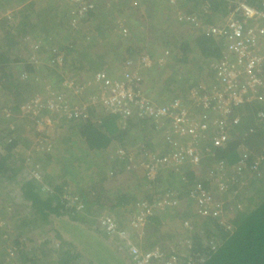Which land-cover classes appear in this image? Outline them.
Instances as JSON below:
<instances>
[{
    "label": "trees",
    "instance_id": "1",
    "mask_svg": "<svg viewBox=\"0 0 264 264\" xmlns=\"http://www.w3.org/2000/svg\"><path fill=\"white\" fill-rule=\"evenodd\" d=\"M2 1L3 0H0V3H2ZM92 1L94 7L88 12L87 17L89 16L90 19L92 18L93 20L96 18L95 21L97 17L99 18L98 21H96L97 23H94L93 26L87 27L85 25L86 18L82 25L73 29L68 24V9L65 8L64 17H60L61 19L57 23L56 20L54 21V29L59 30V32L63 30H81L85 41H93L95 35L103 36L109 31L112 32L114 29L117 31L116 34L120 39L129 38L127 46H122L125 53L116 59L118 65L115 69V75L118 73L120 66L127 59L136 61L143 53L147 54L152 59V62L150 66L139 69L142 77L139 83L142 84L144 83L143 80H146L151 83L150 86L157 87L156 85L160 77L161 79L164 78L160 81L163 86L162 89H156V93L154 92L153 95L151 93L152 96L151 98L149 97L151 101L157 104L169 103L175 99L182 100L184 103L189 102V90L192 87L198 86L200 90L206 91L214 84V70L212 69V64L220 56L222 48L221 41L215 40L212 36L203 33L202 29L199 30L195 25H190L187 21L182 20V16L191 17L194 19L193 21L199 20L201 25H212L215 24L221 16L226 14L228 11L227 5L231 0H175L173 4H170L172 5L171 8H174V13L182 14L181 19L178 20L177 17L176 19L182 26L187 27V29L183 34L184 38L181 37L178 39L173 33H169V37L172 41L176 39V42L170 43V46L176 47V49L172 51H177L178 56L173 58V62L169 60L173 68V74L165 77H163L162 73L167 68L166 59L172 54L170 55L169 52L168 56L164 58L163 61H158L159 56H154L157 52L154 48L152 49V44L150 42L154 43L161 38L160 40H163V44L169 46V41L165 39L166 34H164V32L157 34L155 31L153 33L154 29L157 30V28H154L156 24H152L151 21L148 23L147 20H153V22L156 23L157 21L153 19L154 16L161 12L160 10L163 8V5L166 8L169 4V0H133L132 2H128L129 0H113L111 4H106L105 0L102 4H100L98 0ZM243 1L256 7H262L264 5V0ZM8 2H11V0H5V4ZM117 2L118 5H116ZM32 4V2L26 4L21 8V12L23 13L24 10L28 11V7H31ZM137 11H144L142 13L144 15L140 14V16L142 19L144 18L147 20L142 21V19H134L136 20L135 23L130 24V17L139 15L136 13ZM99 12H101V17H95ZM25 17L28 18V15ZM118 19H120V21L122 20L120 27L117 24V21H119ZM0 21L3 26L6 25L2 17ZM144 22L147 23V25L145 23V28L139 26L140 24L144 25ZM25 25L27 26V23H25L24 26ZM84 26L87 28L85 29ZM131 28L133 30H130ZM50 29V27L38 29V32L34 35V39L28 40L29 45L25 47L29 54L22 59L17 57V53L13 46L16 44L14 42L17 40V36L19 34L24 36V33L28 32L27 30L22 29L24 31L22 33L20 31H18V33H12L7 27L4 39L6 43L8 42V46L3 48V46L0 45V93L5 97V100L0 104V117L12 123L4 130L7 132L6 135L0 132V182L14 181L15 176L19 172L18 170L20 167L18 164L21 163L19 162L20 157L15 155L16 153L13 148L18 143L16 134L19 132L21 133L23 129L27 130L28 126H26L25 121L28 120L29 122V119L24 118V121L21 120L20 123L16 124L17 126L13 125L16 121L15 117L23 114L20 110V105L34 92H42L44 85L51 86L56 90L57 84L64 78L74 77L75 80H91L96 72L102 70L96 68L99 67V65L93 69V65L98 63H90L91 59L86 46L83 51V48L81 50L77 44L72 41L61 40L62 43L58 44L50 41ZM179 35H181V33H179ZM138 36L144 41L141 46L135 44L137 41L134 39ZM69 37V35L64 36L66 39ZM190 44L195 46L198 50V54L193 52ZM58 54L62 55V63L60 65L54 61L55 56ZM30 55H34L37 62H29L28 57ZM195 63L199 64V66ZM204 64H206L207 73H204L202 78H199L201 79L199 82L195 77H192L194 79L191 81V72L184 73V69H181V66H183V68L187 66V69L192 66V70L193 68H195V70L198 69V74H200V72H203L201 68ZM13 65H17V67L14 66V70L12 69ZM85 66L86 69H84ZM42 69L46 71L47 78L44 76V80H39L40 77H42ZM105 73L108 77L119 78L121 76L111 75L109 71ZM186 73H188V75H185ZM195 73L197 74V71H195ZM22 74H25V76H21ZM34 79L39 81L37 89L34 87L37 83ZM85 98L86 97H84V99ZM5 108L10 112L9 118L4 116L3 109ZM257 110L264 111V103H253L243 108H235L234 114L240 116V123L233 127H229L230 139L221 146L211 147L213 154L203 152L202 162L199 165L191 166L189 163L183 162L178 166L179 169L176 171L170 170L168 167L161 168L157 176L160 175L162 171L166 170L163 177L159 176L157 178L156 176L152 181L147 180L143 172V177H139L136 181L133 177L131 167L126 165L128 161L126 162L125 159L116 157L119 161L116 160V162L115 159H112L108 166L96 165V171L95 169L93 170V172H95L94 175H89L90 177L93 176V179L84 178L81 182L74 181L72 183H69V181L73 179H68L64 173L74 175L72 172H74L75 168L78 169L79 167H83V164H81L83 160L81 161L80 157L75 154L76 145L74 146L72 141V134H76L84 140L88 150L89 158L87 159L89 160L91 159V152L94 153L97 150L105 149L112 139L120 138V135H126V132L133 127H137L140 131L142 141H140L139 144L142 145L141 148H144V151L149 150L148 154L154 153L155 155L161 156L163 153L172 150L173 147L167 143L166 135H163V146L158 147L157 145L148 148L150 134L155 129L154 126L156 125H154L152 118L143 114H134L131 117L120 119L116 115L106 114L104 111L99 110L98 107L87 106V117L82 119L67 120L58 114L48 115L53 122L57 119L54 126L67 123L66 131L69 130V132H63L62 135H59L58 139L53 136L50 138L51 142H55L54 147L56 154L54 153L52 155L48 153L44 157L43 165H41L39 169L36 167L38 178L31 176V178L22 182L21 185L19 184L21 198L25 200V207L28 206L27 208L29 209V211L27 210L26 212L27 215L21 217L23 220L20 225L26 228L25 226H27L28 223L29 226L36 227L39 235L43 236L40 238L41 242L38 243V247L36 248V245L33 246L37 250L34 253H39L41 256H44L45 253L48 255L56 253V264H77L79 258L84 255V252L83 255L81 253L80 244L76 242V239L80 237L81 231H85L86 229L89 231V227L94 226V228L100 231L107 240H112L106 233L100 230L98 225L97 218L103 214V212L106 211L107 213L108 211V213L110 212V214H115V216L120 219H124L121 212H128L129 210L130 214L134 211L135 204L139 200L152 201L153 199L164 197L166 192H172L176 194L179 199L182 198L180 206L176 209H166L164 212L157 213L147 218L143 229L144 232L140 239V246L144 250H149L158 246L166 256L172 254L181 257L179 254L181 249L176 248L172 250L168 242H171L173 238L176 240L178 237L177 240L182 241L183 236L174 234V230H177L175 229L176 227L173 228L174 225L166 228L164 223H162L166 215L175 214L176 218L181 220L178 227H184V231H182L186 233V236L190 240V253L193 256L203 258V261L199 262V264H264V175L261 174V172H257V169H249L247 166L243 169L242 176L234 177V179L228 183L229 186L226 191L219 192L214 188L215 185H213V189H211L210 192L215 198L216 205L219 206V208L222 207V210L224 209L223 211L225 212L230 207L232 208V212L225 214L226 218L224 223L228 227L219 223L218 218L216 219L211 216L202 217V219H205L202 227H205L208 231L206 233H201L199 232L198 226L193 223L194 218L197 216L196 210L191 211L188 207V203L192 202L190 198H188V193L193 189L195 184H200L202 188H210L211 184L209 185L206 174L216 161L223 159L228 164L229 168L225 170V174L231 176L233 172L230 166L235 164L239 159L240 153L238 150L240 144L248 147L251 155L260 152L264 140V120H262V122L257 121L255 118ZM46 114H48V111L43 109L41 115ZM115 122L119 124L118 130L115 129ZM145 124H151L149 127L150 130L146 128ZM11 126H13L12 130L9 129ZM210 131L214 133L213 129ZM2 134L6 136L5 138H8V140H5ZM44 135L42 131L41 136ZM171 138L175 139L174 137ZM175 141L177 140L175 139ZM209 143L208 140L201 142L203 146L205 145L208 147ZM251 155L247 157V165L252 161ZM66 159L68 160L66 164H68L69 161H73L70 163L69 167L65 166L66 164L64 165L66 171L62 173L59 169L45 171V162L60 165L61 161ZM38 162L39 161L36 163L39 164ZM84 168L87 171L88 169L90 170L91 163L86 164ZM57 178L58 181L56 180ZM162 178L164 180L163 184L162 181L159 183ZM141 180L142 184H140ZM130 181H133V183H135V181L137 182L136 188L132 192L124 187V185ZM156 182L159 183L158 186ZM139 185H142L141 192L135 193L140 189L137 187ZM65 193H70L78 199L82 205L80 211L76 210L74 204L70 206L66 205V201H62L61 195ZM129 203L130 205L125 207ZM183 206L188 208L186 209ZM64 215L69 216L71 220L79 222L78 224H82L81 227L79 225L75 226V230L78 233L77 235L73 234L72 238H74V241L64 238V235L56 227V223L60 220V217ZM185 222L190 223V225L188 224V227L184 226ZM125 223H123V225ZM209 223H211V227L209 226L210 229H207ZM0 240L2 241V239ZM20 242L21 240L18 236H15L12 240V249L13 252L15 251V254L7 263L12 261V264H40L38 263L40 260L33 257L35 254L32 256L22 251L23 247ZM53 242H55L54 244L56 247H50V245L53 246ZM174 244H176V242ZM174 244L172 246L180 245ZM180 246L182 247V245ZM7 252L8 250L6 251L5 247H3L0 256H2V254L4 255L0 258V264L5 261L4 258L7 256ZM84 258L87 259V264H92L87 255L84 256Z\"/></svg>",
    "mask_w": 264,
    "mask_h": 264
},
{
    "label": "built area",
    "instance_id": "2",
    "mask_svg": "<svg viewBox=\"0 0 264 264\" xmlns=\"http://www.w3.org/2000/svg\"><path fill=\"white\" fill-rule=\"evenodd\" d=\"M61 1L69 6L68 24L73 29L82 25L88 12L94 7L92 0ZM174 1L169 0V5ZM227 8L226 14L212 25H201L199 20L193 21L191 17L182 16V20L221 41L220 56L212 64L214 84L209 90L192 87L189 90L190 101L185 103L179 99L164 104L151 101L139 83L142 78L139 69L150 66L152 62L144 53L136 61H124L118 70L121 75L119 78L108 77L102 70L96 72L91 80L64 78L57 84L56 90L45 85L42 92H34L20 105L23 113L21 116L28 118L33 127L45 134L36 140L37 147L41 151L52 147L50 138L57 119L53 122L48 115L58 114L67 120L82 119L87 117V106H93L120 119L143 114L152 118L154 123L167 126L163 135H166V141L173 149L161 156L149 153L148 158L146 156L138 162L147 180H154L158 171L164 167L176 171L183 162L191 166L199 165L203 152L213 154L211 147L221 146L230 139L229 127L240 121V116L234 114L235 108L264 103V5L256 7L243 0H231ZM177 15L181 19L182 14ZM118 20L120 27L122 22ZM168 54L169 50L161 49L158 61H163ZM28 61L37 62L34 55H30ZM54 61L60 65L62 55H56ZM43 109H46L48 114L41 115ZM3 113L4 116L10 117L7 108L3 109ZM255 118L262 122L264 111L257 110ZM205 140L210 142L209 147L201 144ZM238 151V161L230 166L233 172L231 176L225 174L228 164L223 159L218 160L206 174L210 188H202L197 183L188 193V198L201 217L207 215L218 218L219 223L226 227L228 226L224 223L222 211L210 192L213 185L219 192L226 191L228 183L234 177L242 176L243 169L247 166L257 171L260 166L264 169V140L257 154L251 155L242 144L239 145ZM116 155L128 161L132 159L131 153L122 147L117 148ZM249 155L252 156V161L247 165ZM32 172V176L38 178V171L35 169ZM61 199L66 201V205L74 204L78 211L82 208L78 199L70 193L62 194ZM179 206L180 199L176 194L166 192L160 199L139 200L124 225L117 223L108 213L101 214L97 221L100 230L115 242L117 249L129 254L132 264H199L203 258L190 253L191 243L187 237L179 241L178 244L182 247L178 244L179 247H171L172 250L181 249V257L172 254L166 256L158 246L149 250L140 246L147 218ZM184 226L188 227V223L185 222Z\"/></svg>",
    "mask_w": 264,
    "mask_h": 264
},
{
    "label": "crops",
    "instance_id": "3",
    "mask_svg": "<svg viewBox=\"0 0 264 264\" xmlns=\"http://www.w3.org/2000/svg\"><path fill=\"white\" fill-rule=\"evenodd\" d=\"M98 1L100 2V4L104 3V0H98ZM112 1L113 0H110V1L105 0L106 4H111ZM132 1L133 0H129L128 2H132ZM30 2L33 3L32 6L28 7V11L24 10V12L22 13L21 8ZM55 2H56L55 0H11V2H8L7 4H5V2L3 1L4 5L8 6V9H6L7 10L6 12L9 13V15H7L9 17L8 18L9 20H5V24H6L5 26L6 27L5 26L4 27L6 28V30L8 27L12 33H18V31H20L22 33V32H24L22 29L28 31V32L24 33L25 34L24 36L19 34L17 36V40L14 42L16 44H14L13 47L17 53V57H19V59H22L23 57H26L29 54L25 47H27V45H29L28 40L34 39V35H35V33L38 32V29H40V28L43 29L44 27L45 28L50 27L51 28L50 29L51 35L52 34H57V35L62 34V37L59 38L58 40L50 39V41L54 42V40H55L57 44L62 43L61 40L72 41V42H75L81 50L83 48V51H84V47L86 46L87 52L90 55V59H91L90 63H92V62L98 63L96 65H93V69H95V67L97 65H99V67H96V68L102 69L105 72L109 71V73H111V75H115L116 71H115V68L111 67V64L113 63V61L111 59H113L112 57L119 58L120 55L125 53V51H123L124 50L123 47L127 46L129 38L128 39L127 38L126 39H120L117 35V37L114 40H112L111 36H113V33L114 32L117 33V31L114 29L112 32L109 31L106 35H103V36L95 35L93 41H85L81 30H78L77 32L73 31V34L68 39H66L63 37L65 30L62 29L63 31L59 32V30L54 29V26H53L54 22H51L49 19H47L45 17L46 13H48L50 16H54L56 19V23L58 21H60V17H62V16L64 17L65 6L63 8L61 6L59 7V5L55 4ZM3 3H0V6ZM116 5H118V2ZM68 7L69 6H67V9H68ZM171 7H172V5L168 4L165 8L163 5V8L160 10L161 12L159 14H156L153 18L154 20L157 21L156 23H154L153 20H147L144 18L142 19L140 14L144 15V14H142L144 11H137L136 13L139 15H133L132 17H130L129 22H130V24L135 23L136 20H134V19H142V21L147 20L148 23L151 21L152 24H156V26L154 28H157V30H158L157 31L156 29H154L153 33L155 31L157 32V34L160 32H164V34H166L165 39H167L169 41L168 37H169V33L171 32L179 39V38L183 37V34H184V32H186L187 27L182 26V24L179 23L178 20L180 18H178V15L176 13H174L175 12L174 8H171ZM62 12H63V14H61ZM101 12L97 13L95 17L100 16ZM26 15H28V18L25 17ZM176 17L178 18V20L176 19ZM157 18H158V20H157ZM95 19L96 18H94V20L92 18L90 19V17L88 16L87 20L85 22V25L87 27L93 26L94 23H97L96 21H98L99 18L97 17L96 21H95ZM25 23H27V26L26 25L24 26ZM145 23L146 22H144V25L140 24L139 26H143L145 28L147 25V23H146V25H145ZM86 26H84L85 29L87 28ZM132 28H134V27H132ZM132 28L130 30H133ZM55 30H56V33H55ZM179 33H181V35H179ZM65 34L69 35L66 31H65ZM3 38H4V36H3ZM160 39L155 41L154 43L150 42L152 44L151 47H152V49L154 48L155 51L157 52L156 55H154L155 57L159 55L161 49H167V50H169L170 55L172 54L171 56H169L170 59H169V57H168V59H166L167 68L162 73L163 77H165L167 75L171 76L173 74V70H172L173 68H172V65H170V63H169V60H170V62H173V58L178 56V52L175 50L172 51L173 49H176V47L170 46V42H169V46H167V45L163 44V40H160ZM134 40L137 41V43H135L137 46H141V44L144 43L143 39H142V42H140L136 38ZM2 43L3 42L0 41V45H2ZM5 43L6 42H4V44ZM7 44H6V46H8ZM190 45L192 47L191 49L193 50V52L198 54V50L195 48V46L193 44H190ZM114 48L117 49V50H115V51H117L116 56L112 55ZM28 49H30V48H28ZM121 51H123V52H121ZM74 58H77V57H74ZM14 66L17 67V65L12 66L13 70L15 68ZM84 69H86V66L84 67ZM181 69H184V71H183L184 73L185 72H189V73L191 72L190 75L193 74V72H192L193 70H194V73H195V71H197V70H195V68H193V70H192V66L190 68H188L189 70L187 69V66L185 68H183V66H181ZM43 71H44V75H42V77H40L39 80H41V79L44 80V78H43L44 76L47 78L46 71L45 70H43ZM43 71H42V73H43ZM118 75L119 74L116 73L115 76H118ZM185 75H188V73H186ZM192 77H193V75H192ZM163 79H161V77H160V79L157 82L156 89H159V90L162 89L163 86H162V83L160 81H162ZM143 81H144V83L141 84L142 85L141 88L145 92V94L151 98V96H150L151 94H149V91H147V89H145V87H146L145 84L146 83L149 84L148 86L150 87V92L153 91L152 88H155V87L150 86L151 83L149 81H146V80H143ZM35 82H37V81H35ZM36 84H39V83L37 82ZM36 84L34 86H36V89H37ZM43 85H44V82H43ZM4 100H5V97H4ZM61 124L62 125H60V126L55 125L54 128L52 129V136L56 139H58L59 135L60 134L62 135L63 132H67V131L69 132V130L66 131L67 123H61ZM145 125H146V128L149 129L151 124H145ZM154 125H156V126H154L155 129L150 134V140H149V147L148 148L155 147L157 145H158V147L163 146V144H162L163 143V140H162L163 131L167 126L165 127V125H160V124H156V123H154ZM118 127H119V124H117L115 122V129L118 130L119 129ZM27 130H29V129H27ZM22 131H26V129H23ZM71 136H72L71 138H72L73 143L76 145L75 146L76 152L81 153V155H79L78 157H80L81 161L83 160V162H87L86 159L89 157H88V150L86 148L84 140L76 134H72ZM141 138H142V136L140 134V131L137 129V127L136 128L133 127L130 130H128V132H126V135H124V136L120 135V138L112 139L111 142L109 143V145L105 149L97 150L94 153L91 152L90 153L91 161L89 160V162H87V164L91 163V167H93V168H91L90 170L92 172L89 169L87 171L84 168V170H82V172H79V174H78L79 179L77 178V179H75V181L81 182L84 178L93 179L92 178L93 176L90 177L89 175L90 174L94 175L95 172H93V170L95 169V171H96V168H97L96 165L100 164L101 166L102 165L108 166V164L111 163L112 159H115V161L116 160L119 161L116 158V150L118 147H123L128 153H131L132 159L130 161L125 159L126 162L128 161L126 163V165H129L131 167L133 177L137 181L139 177H141V176L143 177V172H144L143 168L139 166L138 162L141 160H144L145 157L147 156L148 152H149V150L144 151V148H141L142 145L139 144V142L142 141ZM141 150H143V151H141ZM104 161H105V164H104ZM81 164H82V162H81ZM121 164H122V162H121ZM85 165L83 164V167ZM63 171H66V168L64 166H63L62 172ZM165 171H162L160 173V175L157 176V178L159 176L163 177V175L165 174ZM64 174L68 177V179L71 177H74V176H71L67 173H64ZM133 181H130L124 185V187H126L127 190L130 192H132L136 188V185H137V182L135 181V183H133ZM140 184H142V180L140 181ZM137 187L140 189L137 190L135 193L141 192L140 190L142 188V185H139ZM181 199L182 198H180V203H181ZM129 205H130V203L125 207H128ZM122 212H124V211H122ZM126 216L127 217H126L125 222L128 220L129 210H128ZM177 220H178V218H176L175 214H173V215L170 214V215H166L164 217L162 223H168L169 226H173L174 224L172 223V221L175 222ZM38 237L39 238L41 237L39 235V232H38ZM2 264H9V263H7V261L5 260V261H3Z\"/></svg>",
    "mask_w": 264,
    "mask_h": 264
},
{
    "label": "rangeland",
    "instance_id": "4",
    "mask_svg": "<svg viewBox=\"0 0 264 264\" xmlns=\"http://www.w3.org/2000/svg\"><path fill=\"white\" fill-rule=\"evenodd\" d=\"M3 1L5 2V0H3ZM3 1H2V3H3ZM55 1H56L55 4H58L59 7L61 6L63 8L65 6V8H67V6H68L67 3H65L61 0H55ZM3 4L0 6V18L3 17V19L5 21V20H9L8 19L9 17L7 16V15H9V13L6 12L7 11L6 9H8V6H6V5L3 6ZM61 14H63V12ZM45 17L47 19H49L51 22H54L56 20L54 16H50L48 13L45 14ZM5 27L3 26L2 23H0V41L3 42L2 43L3 48L6 47V44L8 43L7 42L4 44V42H6V40L3 38L5 31H6ZM199 30H200V28H199ZM66 32L69 34V36H71L73 34V31H70V30H66ZM75 32H77V31H75ZM64 35L65 36L67 35V34H65V31H64ZM64 35H63V37H64ZM61 37H62V34H60V35L52 34L50 36L51 39H55V40H58ZM116 37H117V34L114 32L113 36H111V39L114 40ZM136 39H138L140 42H142V39L140 38V36H138ZM55 40H54V42H56ZM169 42L175 43L176 39H174V41H172V39H170V37H169ZM115 50H117V49L114 48V50L112 52L113 56H116V54H117V51H115ZM112 58L113 59H111V60L113 61V63L111 64V67L116 69V67L118 65V63L116 61L117 58L116 57H112ZM196 65L199 66V64H196ZM201 69L203 72H200V74H198L199 73L198 69H197V74L193 72L194 70L192 71L193 72L192 75H194L193 77H195L198 80V82L201 80L199 78H202L204 73H207L206 64H204ZM42 75H44V71H43ZM191 78H192V76H191ZM193 79L194 78H192L190 80L192 81ZM148 85L149 84H147V83L145 84V86H146L145 89H147V91H149V94L152 93V95H153L154 92L156 93V87L152 88L153 91L150 92V87ZM34 87L36 88V86H34ZM152 95H150V96H152ZM3 101H4V97L0 93V104ZM15 119H16V121H15V124L13 123V125L17 126L16 124L20 123V121L22 119H24V117L19 115L18 117H15ZM7 121H8L7 119L3 120V118H1V120H0V130H1L0 132H2L5 135L7 132L4 130H6L7 129L6 127H9V125L12 124L11 121H8V122ZM25 122H26V126H28L27 129L29 128V130L21 131V133L19 132L20 135H19V133L16 134V139H17L18 143L13 148L14 152L16 153L15 155L20 157L19 162H21V163L18 164L20 167L18 170L19 172L15 176L14 181H12V182H8V181L7 182H5V181L0 182V239H2V241L0 240V252L3 251V247H5L6 251L8 250V252H7L8 254L4 258V260H6L8 262L9 259L11 257H13V255L15 254V251L13 252V249H12V247H13L12 246V240L15 238V236H18L21 240L20 243H22L21 244L23 247L22 251H25L26 253H28L29 255H32V256H33V254H35L33 257H36V259L40 260V262H38V263L41 264L43 262L45 264H56V262H57V254L56 253L50 252L51 253L50 255L45 253L44 256H41L39 253H34L37 251L36 248L38 247V243L41 242L40 238L43 237V236H41L40 238L38 237L37 228L34 226H29L28 223H27V226H25L26 228H23L20 225L21 221L23 220V218H21V217L23 215L24 216L27 215L26 212H27V210L29 211V209L27 208L28 206L25 207V200H23L21 198V194H20V190H19V184L21 185L22 182H24L26 179L31 178V176L33 174L32 171L33 170L35 171L36 167H38V169H39V167L41 165H43L42 163H43L45 155H47L48 153H50V154L55 153L56 154L55 147H54L55 142H52L53 144H52L51 149H49L47 151H41L37 147L36 144H38V143L35 140L39 139V136L42 135V131H40L38 129L34 130L33 128H30V127H33L32 125H30L31 121L28 122V120H26ZM9 129L12 130L13 126H11V128H9ZM228 132H229V130H228ZM3 134H2V136L5 138L6 136H4ZM37 134H38V138H37ZM5 140H8V138H5ZM74 146H75V144H74ZM75 154H77L78 156L81 155V153H79V152H75ZM116 157H117V155H116ZM37 161H39L38 162L39 164L36 163ZM67 161H68L67 159L61 161L60 165L50 163V162H45L44 163L45 164V171H49L52 169H56V170L59 169L60 172L62 173L63 166L67 163ZM86 161L88 162L89 159L88 160L86 159ZM90 161H91V159H90ZM34 162H35V164H34ZM72 162L73 161H69V163L66 164L65 166L69 167L70 163H72ZM87 162H82V164H87ZM48 163H50V164H48ZM26 165H27V167H26ZM91 168H93V167H91ZM82 170H84V167L83 168L79 167L78 169L75 168L74 172H72V173H74V175H71L74 177L69 178V179H71V180L73 179V180L69 181V183H72L73 181H75V179L79 178L78 174H79V172H82ZM259 170H260L261 174L264 175V169H262L260 167ZM56 180L58 181V178ZM161 181L163 184V181H164L163 178H162V180L159 181V183ZM159 183H157L156 185L158 186ZM188 205H189L188 206L189 210H191V211L196 210V207L192 203H188ZM188 207L185 206L184 208L187 209ZM219 210L222 211L221 215L223 216V219L226 218L225 214L232 212L231 207L226 212L223 211L224 209L222 210V207L219 208ZM104 211H105V209H104ZM107 213H108V211H107ZM103 214H106V211L103 212ZM108 214H110V212ZM121 214L124 215V219H120L119 217L115 216V214L114 215L110 214V215L113 216V218L117 221V223H119L120 225H123V223H125V220L127 217L126 216L127 211L121 212ZM196 214H197V216L194 218L193 223L198 226L199 232L206 233L208 230H206L205 227H202L204 225L205 219H202V217L197 212H196ZM205 217H208V216L206 215ZM58 220H59V218H58ZM180 222H181L180 219H178L175 222L172 221V223L174 224L173 228L176 227L175 229H177V230H174V234H176V235L180 234L181 236H183V238H182V241H183L184 238L187 236H186V233L183 232L184 227L183 228H181L180 226L178 227V225H180ZM78 223L79 222L71 220V218L69 216L64 215V216L60 217V220L56 223L57 224L56 227L64 235V238H66L67 240L70 239L71 241H74V238H72V236H73V234L77 235V233H78L75 230V228H76L75 226L79 225L81 227V225H82V224H78ZM188 224L190 225V223H188ZM164 226L166 228H169L168 223H164ZM164 226H162V227H164ZM209 226L211 227V223H209L207 229H210ZM58 230H56V231H58ZM178 238H176V240L173 238L172 241L169 240L171 242H168V245L170 244V246L172 248H175V246H172V245L175 242H176V244L179 243V241L177 240ZM76 242L80 244L79 247H81L82 255L84 252L83 257L79 258V262L77 264H87V259L84 258V256H86V255H87V257H89L92 264H132L131 260L129 259V254L127 252L122 251V250L116 249L115 242L113 240H107L102 235V233L100 231H97L94 228V226H90L89 231H88V229H86L85 231H81L80 237H78L76 239ZM54 243L55 242H53V246L50 245V247H56V245ZM176 244H174V245H176ZM4 245H7V246H4ZM34 245H36V248L33 247ZM181 254H183V252ZM3 255L4 254H2V256H0V258L3 257ZM9 264H12V261H10ZM13 264H17V263H13Z\"/></svg>",
    "mask_w": 264,
    "mask_h": 264
},
{
    "label": "clouds",
    "instance_id": "5",
    "mask_svg": "<svg viewBox=\"0 0 264 264\" xmlns=\"http://www.w3.org/2000/svg\"><path fill=\"white\" fill-rule=\"evenodd\" d=\"M216 40V39H215ZM28 119V118H27ZM238 123H240V121L238 122ZM238 123H234V124H231V126L230 127H232V126H235V125H237ZM30 125H31V123H30ZM30 128H34V130H36V128L35 127H30ZM29 129V128H28ZM123 148V147H122ZM247 148V150H248V147H246ZM249 151V150H248ZM251 154V153H250ZM263 169V168H262ZM257 172H260V171H257Z\"/></svg>",
    "mask_w": 264,
    "mask_h": 264
}]
</instances>
